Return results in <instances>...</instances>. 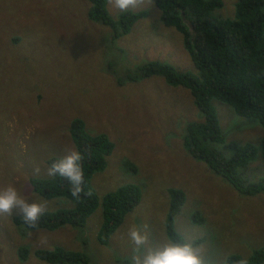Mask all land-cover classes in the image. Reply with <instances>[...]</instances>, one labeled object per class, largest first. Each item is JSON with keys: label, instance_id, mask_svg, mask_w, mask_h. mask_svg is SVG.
<instances>
[{"label": "rangeland", "instance_id": "obj_1", "mask_svg": "<svg viewBox=\"0 0 264 264\" xmlns=\"http://www.w3.org/2000/svg\"><path fill=\"white\" fill-rule=\"evenodd\" d=\"M221 2L217 13L232 16L233 0ZM88 8L87 0H0V187L13 183L31 200L43 199L31 192L27 178L46 176L44 159L74 148L66 127L70 118L79 117L89 131L107 132L114 145L105 168L92 177L96 193L114 189L123 177L139 184V202L106 245L95 240L99 208L82 228L27 229L12 223V216H21L18 212L0 215V264H48L33 251L53 245L84 248L96 264H132L136 246L130 228L147 236L141 254L166 240L163 220L170 186L185 196L174 228L184 240L201 239L197 245L204 249L205 264H220L230 253L247 257L264 245V193L239 195L184 151L185 124L201 119L187 89L156 75L137 81L126 77L151 60L194 73L179 33L161 23L150 0L130 9H144L145 15L116 38L110 37L111 28L88 18ZM106 11L113 21L121 12L110 0ZM36 92L41 94L37 103L32 98ZM211 105L224 137L225 145L219 146L223 155H229L230 142L258 146L262 133L254 120L235 115L217 100ZM35 111L40 117L33 124ZM126 162L136 167L130 173L123 167ZM242 171L247 179L264 177L259 150ZM44 200L48 209L70 204ZM193 212L201 222L190 219Z\"/></svg>", "mask_w": 264, "mask_h": 264}, {"label": "trees", "instance_id": "obj_2", "mask_svg": "<svg viewBox=\"0 0 264 264\" xmlns=\"http://www.w3.org/2000/svg\"><path fill=\"white\" fill-rule=\"evenodd\" d=\"M87 1L88 18L111 28V38L126 34L132 23L145 15L144 9L121 11L113 21L106 11L107 0ZM150 2L158 9L161 23L179 33L182 47L195 72L177 70L167 62L151 60L141 64L133 74H126V77L137 81L156 75L168 85L187 89L201 119L185 124L182 137L184 151L191 158L204 162L212 173L221 177L239 195L264 193V177L247 179L242 171L255 159L257 150L264 161V0H233L232 16L225 17L217 13L221 0ZM40 97L41 94L36 92L32 98L37 103ZM213 99L229 106L235 115L252 119L260 126L262 134L258 137V146L250 141L230 142L226 144L229 155L221 153L219 146L225 145V142L211 105ZM39 117L40 113L35 111L30 121L34 124ZM66 129L73 147L83 155V191L79 198H74L69 191L70 183L63 177L29 176L27 182L31 192L43 199L70 203L48 209L36 228L53 230L62 225L82 228L87 217L99 208L101 218L95 240L100 245H106L125 215L139 202L140 186L122 177L117 187L99 197L91 178L105 168L113 142L105 131H89L79 117L70 118ZM58 157L44 159L46 167ZM123 167L130 173L135 166L126 162ZM166 191L165 237L182 242L185 238L175 230L173 222L184 202V192L173 186L167 187ZM190 219L193 222L202 220L198 212H193ZM11 220L17 226L36 229L26 225L21 216L14 215ZM200 241V238L192 240L195 244ZM18 251L21 256L26 253L23 246ZM33 253L37 259L48 264H96L93 255L89 256L84 248L68 249L53 245L36 248ZM239 258L238 253H230L222 262L235 264ZM246 258L248 264H261L264 261V245L255 248Z\"/></svg>", "mask_w": 264, "mask_h": 264}, {"label": "clouds", "instance_id": "obj_3", "mask_svg": "<svg viewBox=\"0 0 264 264\" xmlns=\"http://www.w3.org/2000/svg\"><path fill=\"white\" fill-rule=\"evenodd\" d=\"M144 2L145 0H110V3L121 11L135 9ZM82 161L83 155L79 150L75 148L66 150L62 156L53 160L46 167L45 175L65 178L71 185L69 189L71 196L79 198L84 183ZM33 171L39 174L41 169L39 166H35ZM98 196L100 197V195ZM47 210V200H31L27 195L18 191L13 183L0 187V215L11 216L14 211L18 212L26 225L36 228L39 219ZM129 236L136 246L133 249L132 264H205L203 247L191 240L181 242L169 238L160 246L149 248L141 254V246L146 244L147 236L136 227L129 229ZM221 264H226V262H221ZM235 264H248V259L241 257L235 261Z\"/></svg>", "mask_w": 264, "mask_h": 264}]
</instances>
